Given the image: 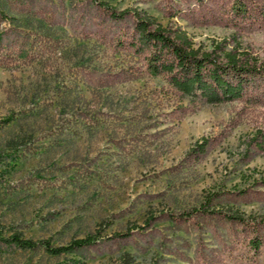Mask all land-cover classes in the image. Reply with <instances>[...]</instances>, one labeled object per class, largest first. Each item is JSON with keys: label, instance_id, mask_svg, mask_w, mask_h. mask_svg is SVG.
Returning a JSON list of instances; mask_svg holds the SVG:
<instances>
[{"label": "rangeland", "instance_id": "374dc122", "mask_svg": "<svg viewBox=\"0 0 264 264\" xmlns=\"http://www.w3.org/2000/svg\"><path fill=\"white\" fill-rule=\"evenodd\" d=\"M33 1L55 10L50 29L60 47L29 66L0 68V235L15 231L58 245L96 229L122 231L142 225L149 214L187 208L208 191L251 187L264 174V146L256 150L247 141L256 129L264 133V83L254 101L242 103L178 96L158 77L87 86L76 74L78 65L115 70L125 55L84 37L79 22L85 0ZM103 1L179 26L206 48L232 31L168 18L160 9L164 0ZM25 21L31 29L41 24ZM241 31L240 46L264 61L263 25L243 23ZM177 106L191 111L177 116ZM201 137H212V144L188 160L184 152ZM252 188L263 198L232 207L264 218V186ZM148 227V242L83 256L0 246V264H123L121 252L131 256L128 264H189L178 253L191 258L198 238L206 247L215 243L208 232L176 231L167 221ZM218 257L216 264H264V244L254 254L238 242Z\"/></svg>", "mask_w": 264, "mask_h": 264}, {"label": "trees", "instance_id": "16d2710c", "mask_svg": "<svg viewBox=\"0 0 264 264\" xmlns=\"http://www.w3.org/2000/svg\"><path fill=\"white\" fill-rule=\"evenodd\" d=\"M84 3L88 7L81 8L86 13H82L79 22L84 37L126 57L115 70L78 65L76 74L87 86L102 87L141 76L158 77L171 93L206 103L250 102L261 92L264 61L242 48L238 36L243 23L264 27V0H164L160 9L168 18L177 16L192 24H216L232 30L229 36L211 40L207 48L193 44L179 26L162 25L139 9H117L103 0H85ZM16 15L21 18L20 22H16ZM55 15V10L47 3L36 5L33 0H0V68L29 66L54 53L60 47L58 35L50 29ZM31 17L41 23L37 29L28 27L25 20ZM175 108L179 110L177 116L191 111L180 106ZM212 140V137H201L194 141L184 152V157L197 160ZM247 141L251 147L261 150L264 133L256 129ZM243 154L247 161L248 154L246 151ZM250 185L235 190L208 191L187 208L149 214L142 225L126 227L122 231L102 234L96 229L58 245L47 239L23 237L13 231L0 235V246L40 248L50 254L83 256L91 251L102 253L118 249L135 240L148 242L145 235L149 234V229L145 227L154 221H167L176 231L208 232L215 242L206 247L198 238L193 256L188 258L178 253L180 259L189 264H216L220 261L218 255L233 249L238 242H244L254 254L264 244V218L243 216L232 207L241 199L263 198V191L252 187L264 186V174ZM120 256L123 264L132 261L126 252H121Z\"/></svg>", "mask_w": 264, "mask_h": 264}]
</instances>
